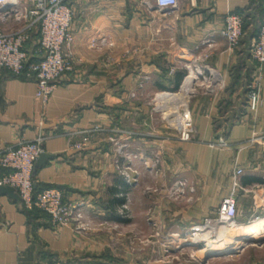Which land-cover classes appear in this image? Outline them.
<instances>
[{"label": "crops", "instance_id": "0c3cea01", "mask_svg": "<svg viewBox=\"0 0 264 264\" xmlns=\"http://www.w3.org/2000/svg\"><path fill=\"white\" fill-rule=\"evenodd\" d=\"M263 1L179 0L173 10H148L141 0H70L75 12L68 48L73 69L62 75L49 102L37 98L34 79L0 71V149L45 135L44 152L55 157L34 169L36 183L60 188L67 203H82L93 227L85 231L55 225L49 214L0 195V264H105L103 258L117 257L112 231L132 225L135 208L142 212L141 222H151L150 211H158V220L168 221L170 244H181L183 231L216 215L238 165L244 172L237 218L249 222V211L238 214L241 198L254 193V199L264 200V188L263 183L244 184L243 178H263L264 146L242 142L264 132V76L263 102L253 113L248 85L258 64L251 43L242 38L231 51L221 30L225 15L233 11L246 20L258 18L260 25ZM20 26L14 19L0 21L2 31ZM103 36L111 45L96 46L94 41ZM37 39L34 30L28 46ZM195 63L218 70L223 86L190 95L192 139L135 134L152 126L171 130L154 120L157 110L151 100L172 92L176 73ZM179 92L184 102L191 91ZM95 126L104 130L92 131ZM114 138L126 142V156L117 153ZM220 139L227 145H219ZM155 153L168 166L164 182L170 185L156 201L141 185L145 180L163 183L150 170ZM125 172L138 181L129 182ZM179 179L187 181L184 194L189 198L170 195Z\"/></svg>", "mask_w": 264, "mask_h": 264}, {"label": "built area", "instance_id": "2783aa9c", "mask_svg": "<svg viewBox=\"0 0 264 264\" xmlns=\"http://www.w3.org/2000/svg\"><path fill=\"white\" fill-rule=\"evenodd\" d=\"M141 4L148 10H173L179 5V0H141ZM262 19L257 36L250 45V53L258 68L248 85V108L256 113L262 102L261 94L264 76V1L262 3ZM74 9L70 0H0V21L7 22L14 19L21 26L8 31L0 30V71L6 70L14 75L24 74L26 78L36 81V96L47 104L56 89L62 75L73 69V60L69 46L74 40L73 21ZM244 16L239 12H228L224 18L222 35L227 40L229 50H235L244 36ZM34 30L38 31V39L33 46H28L33 38ZM98 47L111 45L109 37L103 36L94 41ZM187 73L195 70L191 92L201 79L212 91L216 86H223L221 73L209 65H185ZM175 68H172L174 70ZM189 92V93H191ZM188 93V94H189ZM176 95L175 92H165ZM185 122L181 139L190 141L193 133L192 116L186 110L178 117ZM104 128L95 126L92 131H103ZM47 137L43 134L33 139H22L15 146L0 149V184L14 186L22 198L25 208H38L51 216L55 225H74L75 229H86L85 215L82 203H67L63 200L60 188L48 187L35 191L34 169L35 163L44 152L43 143ZM260 143L264 146V132H255L251 138L242 142L243 145ZM219 145H227L220 139ZM126 169H131L127 166ZM244 169L237 166L235 169L232 187L223 199L215 216L206 217L203 222L191 227L194 237L203 234L216 225L226 226L235 224L237 218L238 195L242 188L240 176ZM129 182L130 174L126 173ZM134 181V180H133ZM187 190V181L179 179L171 188V195L179 197ZM244 239V238H243Z\"/></svg>", "mask_w": 264, "mask_h": 264}, {"label": "rangeland", "instance_id": "374dc122", "mask_svg": "<svg viewBox=\"0 0 264 264\" xmlns=\"http://www.w3.org/2000/svg\"><path fill=\"white\" fill-rule=\"evenodd\" d=\"M258 23V18L251 22L249 32L243 37L246 42L251 40L250 32L255 29ZM184 89L187 90L186 88ZM189 90L191 89L189 88ZM206 90V84L200 79L194 88V92L186 94L187 96H185L184 102L181 101L179 96L168 94H164L154 101L151 100L152 110H157L154 120H158L160 124H165L167 127L171 128V130L163 129L158 131L154 130L152 126L149 131L137 130L134 131L135 134L146 133L150 134V136L154 134L163 135V137L166 136L167 138L172 136L181 138L185 128V122L178 117L189 109V97L191 94ZM175 93H177V91H175ZM136 94V91H133L131 96L136 98ZM113 142L116 144L117 153L126 156V153H124L126 142H122L120 138H114ZM152 144H155V146L159 145V143ZM154 150L153 147V151ZM157 150L160 149L156 148L155 151ZM163 159L161 155L155 153L150 163L152 166L150 170H153L154 178L157 174L161 175L163 183L158 185V183H152L150 180H145L144 183L141 182L142 187H145L149 192L151 200L159 199L158 197L162 196L159 194L160 191L167 190L170 186L167 182L168 180L164 182V179H167L166 174H168V166L167 164L166 166L162 164L164 161ZM145 162L147 163V161ZM161 164L162 167L160 168ZM121 171L124 172L125 169L121 168ZM134 171L136 172V169H134ZM132 180L135 182L138 181L135 176L132 177ZM261 188H264V183ZM182 196L189 198L188 195L185 194H182ZM262 197L260 199H254L253 193L250 196H243V199L241 198L238 214H240V210L249 211L251 215L249 216V222H244V224H242L243 222H238L239 219L236 218L235 224L229 226L219 224L216 225L215 228L211 226L207 232L197 234L195 235L196 237H194L191 228H189L181 233V238L183 239L181 244L176 242L170 244L167 237L168 234L165 233L168 221H166L165 217H163V222L159 221L160 213L158 211H150L152 218L151 222H141V218L139 217L142 216V212L135 208V222L128 227H119L112 231L111 246L113 249H116L117 257L108 260L103 258L102 261H104L105 264H264V235L256 240L243 239L248 228L264 223V200H262ZM165 223H167V225ZM83 224L86 226V229H83L85 231L93 227L92 223L86 220V218ZM215 244H227L235 246L236 248L210 251L212 245ZM126 250L128 251L127 257ZM94 261L96 264L99 260Z\"/></svg>", "mask_w": 264, "mask_h": 264}, {"label": "trees", "instance_id": "16d2710c", "mask_svg": "<svg viewBox=\"0 0 264 264\" xmlns=\"http://www.w3.org/2000/svg\"><path fill=\"white\" fill-rule=\"evenodd\" d=\"M244 20H245V24H244V36H245L249 32V28H250L249 26L253 20L252 19L246 20L245 17H244ZM259 29H260V25L258 23V25L255 27V29L252 32H250V39H251L250 43H252L253 39L257 36ZM185 75H186V70L178 71L175 75V86L173 87V89H169V91H172V92L178 91ZM19 76H25V75L21 74ZM162 87H163V89H168L167 86H162ZM255 182L264 183V179L257 177V176H252V175H246L243 178L244 184H251V183H255ZM48 187H53V186H48V185L47 186H41L38 183H36V181H35V191L36 192L41 191V190L48 188ZM34 209L40 210L38 208H33L30 210H34ZM40 211H42V210H40ZM42 212H44V211H42ZM92 264H95V261H93ZM96 264H98V262H96Z\"/></svg>", "mask_w": 264, "mask_h": 264}, {"label": "bare ground", "instance_id": "6f19581e", "mask_svg": "<svg viewBox=\"0 0 264 264\" xmlns=\"http://www.w3.org/2000/svg\"><path fill=\"white\" fill-rule=\"evenodd\" d=\"M196 73L194 71H192V74L187 75V77L185 78V82H183V86L182 89L186 88L187 90L184 89V91L187 93L191 90H189V88L191 89L192 83H193V79L195 78ZM264 235V223L262 225H255L251 228H248L247 232L244 234V239H258L259 237ZM232 248H236L235 246L232 245H212V248L210 251H214V250H224V249H232Z\"/></svg>", "mask_w": 264, "mask_h": 264}, {"label": "water", "instance_id": "95a60500", "mask_svg": "<svg viewBox=\"0 0 264 264\" xmlns=\"http://www.w3.org/2000/svg\"><path fill=\"white\" fill-rule=\"evenodd\" d=\"M53 157H55V154L43 152L35 163V169L43 167L47 164L48 160L52 159ZM0 195H7L19 202L20 205H23L22 198L14 186L0 184Z\"/></svg>", "mask_w": 264, "mask_h": 264}]
</instances>
